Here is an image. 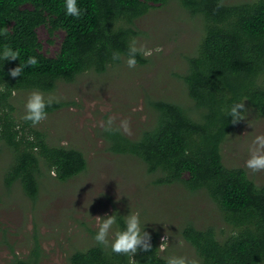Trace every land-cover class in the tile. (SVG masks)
Instances as JSON below:
<instances>
[{
    "label": "trees",
    "instance_id": "trees-1",
    "mask_svg": "<svg viewBox=\"0 0 264 264\" xmlns=\"http://www.w3.org/2000/svg\"><path fill=\"white\" fill-rule=\"evenodd\" d=\"M169 0H77L83 12L66 16L63 0H0V45L18 50L15 60L0 61V141L12 151L4 182L20 184L35 199L43 168L61 181L85 170L81 150L50 144L43 132L16 114L12 91L36 89L49 92L59 80L71 81L87 70L104 71L126 57L128 44L138 30L134 20L152 3ZM192 15L203 19V35L196 53L188 58L182 75L192 105L167 100L151 101V125L136 138L116 128L106 131L114 153L130 154L155 174L154 183H178L189 191L204 190L217 203L231 233L220 237L212 225L198 228L190 222L180 229L193 247L200 264H264V181L256 184L240 166L223 163L221 146L240 121L232 122L227 109L243 101L264 117V0H176ZM64 32L58 51H40L37 28ZM114 52L121 54L113 60ZM35 56L38 63L24 68L20 76L8 70ZM137 63L146 57L137 55ZM64 104L54 100L46 112ZM27 130V132H26ZM122 220L118 216V222ZM123 227V224L120 225ZM152 250L133 255L113 253L100 244L76 249L69 264H165L158 248L159 233L145 230ZM28 256L13 253L7 264H37L38 245Z\"/></svg>",
    "mask_w": 264,
    "mask_h": 264
},
{
    "label": "rangeland",
    "instance_id": "rangeland-1",
    "mask_svg": "<svg viewBox=\"0 0 264 264\" xmlns=\"http://www.w3.org/2000/svg\"><path fill=\"white\" fill-rule=\"evenodd\" d=\"M134 27L138 30L137 47L159 48L144 63L130 69L122 57L104 71L87 70L71 81L59 80L52 91H41L64 104L48 112L34 127L50 144L81 150L87 162L84 171L61 181L44 167L38 195L29 198L18 182L9 187L5 184L12 151L0 141V264H7L13 253L28 256L36 244L37 264H69L71 252L96 244L95 217L113 212L126 215L139 211L142 222H146L144 230L159 233V244L162 237H167L168 247L160 251L165 257H195L193 247L180 235L187 222L198 228L212 225L220 237L231 233L232 226L204 190L189 191L178 183L156 184V175L148 173L137 157L114 153L109 148L104 126L109 117L112 123L108 128L136 138L151 125V101L192 105L182 75L202 38L203 19L176 0H169L165 4L152 3L134 20ZM63 35L61 29L50 33L46 25L39 26L40 51L53 56ZM31 91H16L13 95L18 116ZM121 121L126 122L127 130ZM262 133L264 117L250 107L221 146L223 163L243 167L258 185L264 181V170L252 173L244 162L253 137Z\"/></svg>",
    "mask_w": 264,
    "mask_h": 264
},
{
    "label": "clouds",
    "instance_id": "clouds-1",
    "mask_svg": "<svg viewBox=\"0 0 264 264\" xmlns=\"http://www.w3.org/2000/svg\"><path fill=\"white\" fill-rule=\"evenodd\" d=\"M63 9L66 16H72L78 18L82 15L83 10L78 7L77 0H63ZM153 51H159V48L150 49L144 46L137 47V41L133 37L130 39L127 49V55L124 59V63L130 69L135 68L137 65V55L144 57L151 56ZM121 54L119 52L113 53V60H119ZM19 57L18 50L12 48L8 44L0 45V61L15 60ZM38 63L35 56H28L24 62L18 63L15 67L8 70V75L15 78L21 75L24 68L34 66ZM3 89L0 88V91ZM12 95H15V91H12ZM55 100V97L46 96L40 90H32L26 96L23 103V113L20 119L23 121H30L32 125H36L47 116L46 106L51 105ZM245 106L243 101H236L230 105L227 109L228 117H231L232 122L244 119ZM112 118L109 117L105 123V130L110 131L108 125H111ZM121 126L127 130L125 121H121ZM248 157L244 162L245 168L249 169L252 173H256L264 170V133L257 134L253 137L251 145L248 149ZM55 175L53 171L51 173ZM118 216L122 217V220L118 222ZM96 231L93 235V239L97 244L103 245L110 252L127 254L130 261H133V255L140 251L152 250V244L150 243V236L144 230L146 222H142L141 214L139 211H131L126 215H117L113 212L110 215L96 216ZM121 223L123 227H121ZM111 233V238L109 234ZM161 243L158 248L160 251H164L168 247L167 237L161 238ZM165 264H200V260L197 258L188 259L184 256L171 255L166 257Z\"/></svg>",
    "mask_w": 264,
    "mask_h": 264
}]
</instances>
